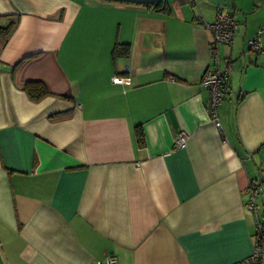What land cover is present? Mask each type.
Returning <instances> with one entry per match:
<instances>
[{
	"label": "crops",
	"instance_id": "crops-1",
	"mask_svg": "<svg viewBox=\"0 0 264 264\" xmlns=\"http://www.w3.org/2000/svg\"><path fill=\"white\" fill-rule=\"evenodd\" d=\"M219 13L239 22L220 130L202 26ZM263 25L264 0H0V264H244L264 221Z\"/></svg>",
	"mask_w": 264,
	"mask_h": 264
},
{
	"label": "built area",
	"instance_id": "built-area-1",
	"mask_svg": "<svg viewBox=\"0 0 264 264\" xmlns=\"http://www.w3.org/2000/svg\"><path fill=\"white\" fill-rule=\"evenodd\" d=\"M203 28L211 34L212 42L210 50L213 54L214 64L208 68L203 76V85L209 90L211 96L209 100V113L212 122L217 129H221V123L217 116V107L221 104L229 85V77L227 67L222 71L220 68V57L218 48L221 45L230 46L233 42L234 35L239 30V22L234 19L230 13H219L218 18L213 24H203ZM264 37V25L258 30L256 35L249 41V49L253 53L262 52L261 40ZM188 140V135L182 132L177 140L176 146L184 148ZM261 195L260 185L256 182L250 186L249 196L246 203L248 211L257 217L258 204L257 199ZM97 264H119L117 258L107 257L104 262ZM244 264H264V221H257V234L254 240V250L252 255L244 262Z\"/></svg>",
	"mask_w": 264,
	"mask_h": 264
},
{
	"label": "trees",
	"instance_id": "trees-1",
	"mask_svg": "<svg viewBox=\"0 0 264 264\" xmlns=\"http://www.w3.org/2000/svg\"><path fill=\"white\" fill-rule=\"evenodd\" d=\"M159 5H161V3ZM159 5H155V6L158 7ZM118 49H119V46H116L114 49V55L118 53ZM122 54L123 56H128L129 48L124 47ZM24 90L29 95L30 98L35 99V100H41L49 95V92L46 86L41 82H27L24 86ZM136 136L138 138L140 145L143 146L145 144V138H144V132H143L142 127L136 128Z\"/></svg>",
	"mask_w": 264,
	"mask_h": 264
}]
</instances>
